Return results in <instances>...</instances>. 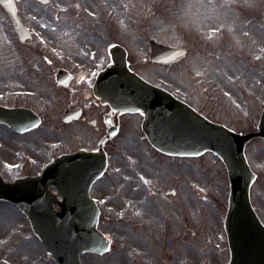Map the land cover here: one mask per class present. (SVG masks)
Instances as JSON below:
<instances>
[{
	"label": "rangeland",
	"instance_id": "rangeland-1",
	"mask_svg": "<svg viewBox=\"0 0 264 264\" xmlns=\"http://www.w3.org/2000/svg\"><path fill=\"white\" fill-rule=\"evenodd\" d=\"M15 1L32 38L20 42L0 8V104L25 106L43 122L24 134L0 125V173L5 181L39 173L59 154L80 146L73 134L89 132L81 124L66 126L61 122L62 112L75 98L74 90L81 87L72 82L66 91L58 88L54 80L58 68L79 77L86 72L87 63L103 65L107 46L118 40L132 45L126 46L130 60L136 61L145 53L147 38L184 46L191 43L192 32L199 37L197 48L207 57L209 51L217 52L216 46L222 42L205 40L216 28L230 32L233 26L231 15L222 13L217 3L224 11L233 5L239 32L250 31L239 46L238 69L224 56L222 65L231 73L236 69L249 91L256 88L249 82L259 79L260 73L246 62L264 40L259 28H264V0H49L45 5ZM128 32L136 33L135 37H127ZM184 66L179 63L175 69L184 72ZM134 68L150 81L168 70L149 63ZM174 81L175 87L183 89L189 83L178 75ZM262 84L261 91L254 93L260 105L264 102V77ZM217 101L221 110L229 104ZM254 116L248 114L250 120ZM225 122L232 128L243 127L234 120ZM123 136L120 159L114 151L109 170L91 190L100 207L98 229L107 235L111 249L104 255L83 254L82 264H227L223 223L229 185L220 160L211 153L197 160H161L151 156L147 144L130 132ZM247 150L256 175L251 202L264 224V141H250ZM193 182H198L195 187ZM168 188L176 191L175 196L161 197ZM0 264H54L25 216L2 201Z\"/></svg>",
	"mask_w": 264,
	"mask_h": 264
},
{
	"label": "water",
	"instance_id": "water-1",
	"mask_svg": "<svg viewBox=\"0 0 264 264\" xmlns=\"http://www.w3.org/2000/svg\"><path fill=\"white\" fill-rule=\"evenodd\" d=\"M0 3L9 13L20 38L24 39L26 33L16 19L12 0H0ZM151 47V58L157 60L158 54L167 57L174 52L182 53L152 44ZM114 61L116 66L101 74L98 80L99 89L111 84L112 90H96L95 94L115 109L141 110L145 114L143 130L157 149L178 155L209 150L221 158L230 184L225 218L229 264H264V227L249 203V186L254 176L243 155L244 143L250 136L240 137L205 121L126 72L122 56L114 57ZM73 114L66 111L64 121ZM0 121L18 132L27 131L38 123L30 111L1 107ZM257 135L264 137V111ZM104 168L101 155L87 152L64 155L53 160L36 177L7 183L0 176V200L10 202L25 214L56 264H80L82 253L102 254L108 249L105 238L96 230L98 210L88 195Z\"/></svg>",
	"mask_w": 264,
	"mask_h": 264
},
{
	"label": "flooded vegetation",
	"instance_id": "flooded-vegetation-1",
	"mask_svg": "<svg viewBox=\"0 0 264 264\" xmlns=\"http://www.w3.org/2000/svg\"><path fill=\"white\" fill-rule=\"evenodd\" d=\"M187 58H189V62L186 68L187 73L191 77V87L182 89V88H174V92L183 98L192 105L198 112L205 115L209 119L224 121V119L229 118V114L225 109H220L216 105V103L212 102L215 98V93L218 92L219 94H224L229 90L237 88V83L239 82L240 78L238 76H234V79H226L223 78V75L220 71H206L205 67L201 68V71L195 72V67L197 66V60L201 57V52L195 46H189L186 52ZM185 56V57H186ZM256 61V68L259 72H264V61L261 60V57H253L250 58V63ZM173 64V63H172ZM172 64H170L172 66ZM206 72L212 76V80L215 83L216 91L210 90L209 86H207L204 78L197 77V73H200L202 77L206 76ZM230 75L232 73H229ZM89 76L86 81L80 82L81 90H83L84 98L88 101L90 97V88L92 86L93 78L95 76V72L92 71L91 73L87 72ZM166 86H164L167 90L172 91L173 88V76L169 75L165 79H161ZM194 90H199L197 94L194 93ZM197 92V91H196ZM210 99V100H209ZM82 104V102H81ZM244 106V105H243ZM81 108V118L78 121L88 124L89 120H93L95 122V126L93 129L97 136H104L108 133L112 134L113 136L109 139V141L114 140L117 136L122 133V131L127 127L132 125L131 122H125L122 119L121 115H116L114 112L108 107L99 106V104L95 101L92 104L85 103L80 106ZM111 113L112 117H109L107 114ZM250 121V120H249ZM75 137L72 136V139Z\"/></svg>",
	"mask_w": 264,
	"mask_h": 264
},
{
	"label": "snow or ice",
	"instance_id": "snow-or-ice-1",
	"mask_svg": "<svg viewBox=\"0 0 264 264\" xmlns=\"http://www.w3.org/2000/svg\"><path fill=\"white\" fill-rule=\"evenodd\" d=\"M197 74H199V73H197Z\"/></svg>",
	"mask_w": 264,
	"mask_h": 264
}]
</instances>
